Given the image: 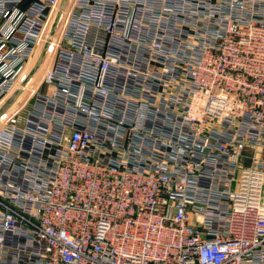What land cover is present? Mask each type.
Returning a JSON list of instances; mask_svg holds the SVG:
<instances>
[{"label":"built area","instance_id":"built-area-1","mask_svg":"<svg viewBox=\"0 0 264 264\" xmlns=\"http://www.w3.org/2000/svg\"><path fill=\"white\" fill-rule=\"evenodd\" d=\"M61 1L0 0V264H264V0H75L11 110Z\"/></svg>","mask_w":264,"mask_h":264},{"label":"rangeland","instance_id":"rangeland-1","mask_svg":"<svg viewBox=\"0 0 264 264\" xmlns=\"http://www.w3.org/2000/svg\"><path fill=\"white\" fill-rule=\"evenodd\" d=\"M62 3H63V0L61 1V5H62ZM61 5H60V7H61ZM74 6H75V0H67V4H66V8H65V11H64V13H63V16H62V19H61V21H60V23H59V26H58V28H57V30H56V32H55V34L58 32V31H60L61 33L64 31V26H65V19H66V17L69 15V13L72 11V9L74 8ZM60 7L59 8H57V9H55V11L53 12V14H52V17H51V20H50V22H49V28H47V34H48V31L49 32H51V30H52V28L54 27V25H55V23H56V18H57V16H58V12H59V9H60ZM44 46V40H43V42L39 45V48L38 49H36V51H35V55H38V54H40L41 52H42V50H41V48ZM31 62H38L37 60H34V61H31ZM30 62V64H29V68L28 69H30L31 67H32V63ZM38 75H41L40 73H38ZM38 75L36 76V78H35V76H33V78L32 79H34L35 78V81H30L27 85H26V87H24V88H22V87H20V94H19V96H18V98L16 99V100H18V103H16L15 104V106H13L12 108H11V110L12 109H16L17 107H19V106H24V105H26V103H27V100H28V98L30 97V95L32 94V91H33V89L37 86V84H38V81H39V78H38ZM38 78V79H37ZM18 92V91H17ZM15 107V108H14ZM24 108H26V109H24V111L21 113V115L18 117V120H19V122L20 123H25V121H26V119H27V116H28V112H29V109L27 108V107H24Z\"/></svg>","mask_w":264,"mask_h":264},{"label":"water","instance_id":"water-1","mask_svg":"<svg viewBox=\"0 0 264 264\" xmlns=\"http://www.w3.org/2000/svg\"><path fill=\"white\" fill-rule=\"evenodd\" d=\"M66 4H67V0H63V3H62V5H61V7H60V9H59V12H58V16H57V18H56V23H55L54 27L52 28V30H51V32H50V34H49V38H48V40H47V42H46V44H45V46H44V48H43V50H42V52H41V55H40V57H39V59H38V62H37V64H36V66L34 67L33 71L30 73L28 79L25 81V83H24V85H23L22 88L26 87V85L32 80L33 76L35 75V72H36V71L39 69V67L42 65V63H43V61H44V59H45V55H46V53H47V51H48V49H49V46H50V44H51L52 38H53V36L55 35V32H56V30H57V28H58V26H59V23H60V21H61V19H62L63 13H64L65 8H66ZM19 94H20V91L18 90V92H16V93L11 97V99L8 101L7 106H8V105H11L12 103H14L15 100L18 98ZM0 115H1V112H0Z\"/></svg>","mask_w":264,"mask_h":264},{"label":"crops","instance_id":"crops-1","mask_svg":"<svg viewBox=\"0 0 264 264\" xmlns=\"http://www.w3.org/2000/svg\"><path fill=\"white\" fill-rule=\"evenodd\" d=\"M17 102H18V100H17ZM17 102H16V103H17Z\"/></svg>","mask_w":264,"mask_h":264}]
</instances>
